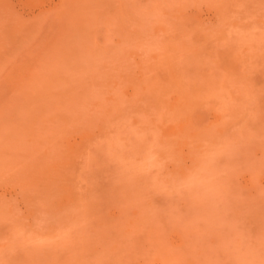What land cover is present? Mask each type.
I'll return each mask as SVG.
<instances>
[{
  "label": "rangeland",
  "instance_id": "rangeland-1",
  "mask_svg": "<svg viewBox=\"0 0 264 264\" xmlns=\"http://www.w3.org/2000/svg\"><path fill=\"white\" fill-rule=\"evenodd\" d=\"M0 264H264V0H0Z\"/></svg>",
  "mask_w": 264,
  "mask_h": 264
}]
</instances>
